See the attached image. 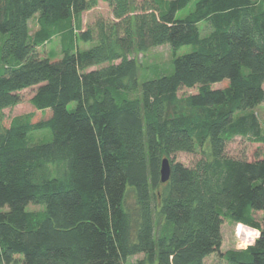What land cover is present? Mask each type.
<instances>
[{"label":"trees","instance_id":"16d2710c","mask_svg":"<svg viewBox=\"0 0 264 264\" xmlns=\"http://www.w3.org/2000/svg\"><path fill=\"white\" fill-rule=\"evenodd\" d=\"M105 1L113 17L82 30L99 0H0V264H264V4ZM55 37L61 57L41 56ZM186 45L141 80L138 55ZM28 89L50 118L6 119ZM237 138L252 159L228 154ZM225 220L258 229L255 245L223 252Z\"/></svg>","mask_w":264,"mask_h":264},{"label":"rangeland","instance_id":"374dc122","mask_svg":"<svg viewBox=\"0 0 264 264\" xmlns=\"http://www.w3.org/2000/svg\"><path fill=\"white\" fill-rule=\"evenodd\" d=\"M143 0H136L137 3L142 2ZM258 3H263L264 0H254ZM194 8V3L189 5L186 9L177 13V18L181 19L188 15ZM104 18L106 20L111 19L112 10L109 7L108 3L105 0H99V4L97 7L86 11L82 14V30H86L88 26L93 25L98 19ZM31 32H35L38 29L37 26V18H34L30 22ZM201 29H204V25H201ZM77 33H79L77 31ZM208 33L206 31H202V36H206ZM194 50L193 45H186L181 47L180 49L173 51L170 49L169 46H161L155 49L150 50L145 54H140L136 58L138 63L140 64V78L141 80L152 79L155 76L162 75L163 73H167L170 70V63L174 56L180 57L186 55ZM41 56L49 57L53 60H57L61 57V46L60 40L58 37H55L51 43L46 45L43 49L40 50ZM228 86V82L224 81L221 84L214 85L215 89H222ZM34 89H28L22 92L23 102L14 108L5 109L3 111V115L6 119L11 120L14 118L20 117H31L32 123H42L45 122L50 118L51 111L47 112H39L37 111L31 104L30 99L33 96ZM198 92V88L195 89H183L180 93V97H187L192 94H196ZM75 105L71 104V108ZM257 112L259 117L262 119L264 125V104L257 108ZM31 139L34 141L42 140L47 142L51 139V133L49 130H43L34 132L31 135ZM258 145H254L245 141L241 138H237L235 141L231 142L228 146V154L234 157H245L248 159L253 158V153L257 149ZM262 147V146H260ZM199 157V154L193 155H186V154H179L177 156V160L181 161L185 164H191L194 160ZM40 206L31 205L29 210H40ZM262 214V213H261ZM262 216L260 214H256L254 217L253 225L255 227H259L260 221ZM236 227L237 225L231 222L230 220H225L224 222V243L222 247L223 252H227L230 250H238L237 248V238H236ZM143 258L142 255L135 256L130 258L127 264H133L138 259ZM218 261L217 256L213 255L209 257L206 261L207 264H216Z\"/></svg>","mask_w":264,"mask_h":264},{"label":"built area","instance_id":"2783aa9c","mask_svg":"<svg viewBox=\"0 0 264 264\" xmlns=\"http://www.w3.org/2000/svg\"><path fill=\"white\" fill-rule=\"evenodd\" d=\"M235 231L238 250H246L255 245L257 239L260 237V231L258 229L245 224L237 225Z\"/></svg>","mask_w":264,"mask_h":264},{"label":"water","instance_id":"95a60500","mask_svg":"<svg viewBox=\"0 0 264 264\" xmlns=\"http://www.w3.org/2000/svg\"><path fill=\"white\" fill-rule=\"evenodd\" d=\"M170 177H171V164L168 159H164L161 169L162 183L168 182Z\"/></svg>","mask_w":264,"mask_h":264},{"label":"crops","instance_id":"0c3cea01","mask_svg":"<svg viewBox=\"0 0 264 264\" xmlns=\"http://www.w3.org/2000/svg\"><path fill=\"white\" fill-rule=\"evenodd\" d=\"M263 104H264V103H263ZM263 104H262V105H263ZM260 120H261L262 126H263V128H264V125H263L262 119L260 118ZM257 214H260V215L262 216L261 213H257ZM259 223L261 224V221H260ZM223 228H224V226H223ZM223 237H224V230H223Z\"/></svg>","mask_w":264,"mask_h":264}]
</instances>
